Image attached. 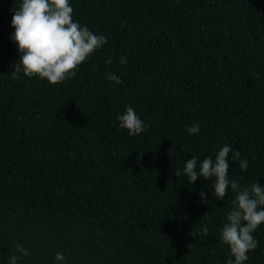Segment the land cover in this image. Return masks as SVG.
Here are the masks:
<instances>
[{"label": "trees", "instance_id": "trees-1", "mask_svg": "<svg viewBox=\"0 0 264 264\" xmlns=\"http://www.w3.org/2000/svg\"><path fill=\"white\" fill-rule=\"evenodd\" d=\"M69 2L107 42L48 84L11 78L19 0H0V264L16 244L30 250L18 264H54L56 252L66 264H225L232 193L217 200L209 181L173 172L230 143L248 168L228 160L229 178L264 184V0ZM125 105L142 133L117 127ZM253 236L244 264H264V223Z\"/></svg>", "mask_w": 264, "mask_h": 264}, {"label": "clouds", "instance_id": "clouds-1", "mask_svg": "<svg viewBox=\"0 0 264 264\" xmlns=\"http://www.w3.org/2000/svg\"><path fill=\"white\" fill-rule=\"evenodd\" d=\"M72 12L69 0H19L9 21L12 27L9 39L17 52L10 71L12 79L22 74L28 78L35 76L48 84L61 83L75 77L81 63L101 49L107 37L81 25L72 18ZM119 63L126 64V58L120 56ZM104 78L115 84L121 83L120 76L114 72H105ZM116 121L117 127L126 130L129 136L140 134L147 127L130 105H125L124 110L117 114ZM199 131V123L185 128L189 135ZM228 160L236 161L242 172L248 168V160L241 158V151L225 143L202 159L191 155L183 161L181 168L174 170L173 175L185 177L190 185L198 178L209 181L211 196L217 200L223 199L226 193H232L227 201L229 207L224 213V222L218 229L219 240L228 250L225 264H244L248 260L247 253L257 246L253 232L264 223V184L257 180L241 184L230 179ZM199 198L207 200L204 191L199 192ZM201 231L206 233L207 228L202 227ZM188 235L195 234L190 232ZM28 255L29 249L16 244L7 257V264H18L20 256ZM52 259L54 264H66L62 252L54 253Z\"/></svg>", "mask_w": 264, "mask_h": 264}]
</instances>
